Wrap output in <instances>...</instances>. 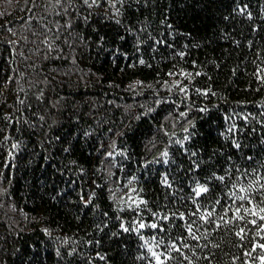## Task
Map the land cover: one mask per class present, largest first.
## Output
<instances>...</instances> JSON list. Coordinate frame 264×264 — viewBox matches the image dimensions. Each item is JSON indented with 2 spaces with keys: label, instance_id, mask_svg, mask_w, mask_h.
<instances>
[{
  "label": "trees",
  "instance_id": "trees-1",
  "mask_svg": "<svg viewBox=\"0 0 264 264\" xmlns=\"http://www.w3.org/2000/svg\"><path fill=\"white\" fill-rule=\"evenodd\" d=\"M262 77L264 0H0V264H264Z\"/></svg>",
  "mask_w": 264,
  "mask_h": 264
},
{
  "label": "snow or ice",
  "instance_id": "snow-or-ice-1",
  "mask_svg": "<svg viewBox=\"0 0 264 264\" xmlns=\"http://www.w3.org/2000/svg\"><path fill=\"white\" fill-rule=\"evenodd\" d=\"M84 3L87 4L88 0H84ZM93 3H95V0H93ZM140 63H144V61L141 60ZM262 79H264V77H262ZM14 147H15V145H14ZM235 147L239 148L240 145L235 144ZM247 159L252 160L253 158L251 156H249V157H247ZM245 172H247V170H245ZM253 175H255V169H253ZM219 179L221 181H223L224 177H219ZM261 179H264V177H261ZM255 183L259 185V188L257 189V191L260 192L262 198L258 202H254V199L252 196H243L242 195L238 198L241 201H247L248 207L244 208L243 205H241L240 207H236L235 211H234V219H236V220H244L245 219V216L241 215V208H243V211L246 215H250L252 217H255V219L248 221V223H251L252 225H256L257 220L264 222V206H261V205H264V184H261L259 179L256 180ZM207 191H208V189L206 187H199L196 190V195L199 196L201 193H204ZM240 191L241 192H247V191H249V189L241 187ZM211 215H212V213H207L205 216H202L201 219H207V217H209ZM221 219H223V217H221ZM139 227L144 228L145 225L143 223H141V224H139ZM151 227L156 228L157 225L152 224ZM188 230H189V233L192 234L191 226H189ZM124 231H128V229L125 228ZM244 231H245V229L241 228L240 231L236 233L237 236H239L241 239H244V235H243ZM259 232H264V224H262L260 226ZM192 235H193L194 239H199V237L195 236L194 234H192ZM259 246L261 248H264V244H261ZM174 250L179 251L178 248H174ZM153 256H155L157 261H159V256L156 253H153ZM185 258H187V257H185ZM159 264H163V262L160 261Z\"/></svg>",
  "mask_w": 264,
  "mask_h": 264
}]
</instances>
